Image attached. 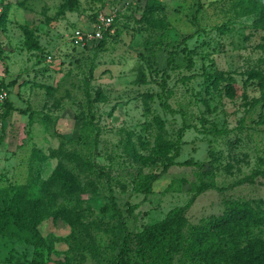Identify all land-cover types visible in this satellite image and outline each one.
I'll return each mask as SVG.
<instances>
[{
	"label": "rangeland",
	"instance_id": "rangeland-1",
	"mask_svg": "<svg viewBox=\"0 0 264 264\" xmlns=\"http://www.w3.org/2000/svg\"><path fill=\"white\" fill-rule=\"evenodd\" d=\"M71 1L0 0V82L12 104L4 117L0 101V207L26 208L44 255L69 264L117 263L125 231L110 187L132 232L176 207L187 232L237 203L264 213V101L253 105L264 96V0H153L149 12L147 0ZM102 10L114 21L101 40L74 45L71 32L93 29ZM183 124L180 163L137 192ZM224 230L170 264H244L264 248V220ZM38 260L0 233V264Z\"/></svg>",
	"mask_w": 264,
	"mask_h": 264
},
{
	"label": "trees",
	"instance_id": "trees-1",
	"mask_svg": "<svg viewBox=\"0 0 264 264\" xmlns=\"http://www.w3.org/2000/svg\"><path fill=\"white\" fill-rule=\"evenodd\" d=\"M257 3L260 0H255ZM76 0H72L70 9H73ZM153 0H147L146 8L144 12L154 10L155 4ZM97 13V12H96ZM94 16V20L96 17ZM223 29L222 26L218 27ZM105 31L103 32L104 35ZM101 40V39H99ZM100 44H103L100 43ZM209 75V73H206ZM221 71H215L212 73L214 77H219ZM193 75L183 76V79H191ZM90 79H86V95L88 99L89 107L92 106V98L89 90ZM0 88H6V85L0 82ZM264 101V96L253 99V105H256ZM3 116L7 117L10 113L12 104L6 98L4 101ZM164 106L171 111L167 102ZM191 128L189 124H183L178 130L177 144L174 147V152L165 159L162 169L157 173H152L149 177L140 178L137 181L135 190L144 194H148L152 191V184L163 173H165L170 166L178 164L176 158L179 156L180 141L183 137V132ZM209 133L220 136L227 133L226 129L211 128ZM2 137H0V142ZM185 164L191 163V160H185ZM264 175V172H259ZM110 198L113 206L116 208L119 218L122 220L124 226V236L122 238V246L117 255L116 264H131L130 250L132 243L135 246L134 255L140 260L141 264H170L173 254L185 249L193 254L194 257L199 256L204 250V245L209 243V240L215 236L218 238L223 237L224 228L232 226L233 228L240 229L244 221H262L264 220V213L259 212L256 208L250 207L246 203H237L231 206L226 213L222 214L217 220L204 221L201 226H190L187 229L186 220H179V215L182 207H176L170 210L167 215L151 224H145L141 230L137 232L130 231L125 224V217L122 214L120 207L116 204L114 199L113 190L110 187ZM137 204H132L128 207V212L136 208ZM225 231V230H224ZM0 233L4 236H8L17 240H21L28 245H32L35 248V255L40 257V260L33 261L31 264H46L49 261H53L56 264H69L63 258H53L51 256V250L47 249V256L44 255L43 248H46V241L41 232L38 229L37 224L29 215L26 208H18L12 204H6L0 207ZM244 264H264V248L259 246L258 249L252 251V255Z\"/></svg>",
	"mask_w": 264,
	"mask_h": 264
},
{
	"label": "built area",
	"instance_id": "built-area-1",
	"mask_svg": "<svg viewBox=\"0 0 264 264\" xmlns=\"http://www.w3.org/2000/svg\"><path fill=\"white\" fill-rule=\"evenodd\" d=\"M114 21V14L98 11L93 24V29L90 31H83L79 28L74 29L71 32L70 40L74 45L83 46L86 43L97 39L99 40L103 36V32L108 29ZM7 97V92L0 88V101L3 102Z\"/></svg>",
	"mask_w": 264,
	"mask_h": 264
}]
</instances>
